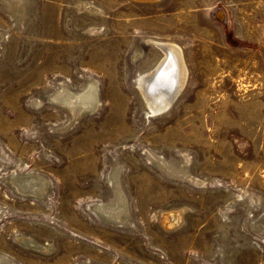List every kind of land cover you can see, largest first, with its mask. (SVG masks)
I'll list each match as a JSON object with an SVG mask.
<instances>
[{
    "label": "rangeland",
    "instance_id": "obj_1",
    "mask_svg": "<svg viewBox=\"0 0 264 264\" xmlns=\"http://www.w3.org/2000/svg\"><path fill=\"white\" fill-rule=\"evenodd\" d=\"M0 264H264V0H0Z\"/></svg>",
    "mask_w": 264,
    "mask_h": 264
},
{
    "label": "bare ground",
    "instance_id": "obj_2",
    "mask_svg": "<svg viewBox=\"0 0 264 264\" xmlns=\"http://www.w3.org/2000/svg\"><path fill=\"white\" fill-rule=\"evenodd\" d=\"M166 44L164 43L166 46L162 48L163 57L161 61L151 72L145 74L138 81V88L151 112L157 111L158 113V111L171 105L174 97L180 93L182 86L185 84L186 67H184L185 63H183L180 51L176 45ZM154 75L156 76L153 78ZM152 78L153 80H151ZM65 91L58 92L55 100L71 112L91 111L96 108L98 97L94 85L87 87L84 93L79 95H73Z\"/></svg>",
    "mask_w": 264,
    "mask_h": 264
},
{
    "label": "water",
    "instance_id": "obj_3",
    "mask_svg": "<svg viewBox=\"0 0 264 264\" xmlns=\"http://www.w3.org/2000/svg\"><path fill=\"white\" fill-rule=\"evenodd\" d=\"M166 62H167V61H166ZM165 64H166V63H165ZM165 64H164V65H165ZM164 65H163V66H164ZM163 66H162V67H163ZM155 76H156V75H154L153 78H154ZM153 78H152L151 80H153ZM151 80H150V81H151ZM149 83H150V82H149ZM147 87H148V86H147ZM148 91H149V90H148Z\"/></svg>",
    "mask_w": 264,
    "mask_h": 264
}]
</instances>
